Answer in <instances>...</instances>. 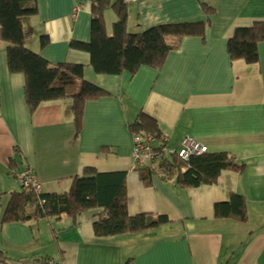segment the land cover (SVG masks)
<instances>
[{
  "label": "crops",
  "instance_id": "obj_1",
  "mask_svg": "<svg viewBox=\"0 0 264 264\" xmlns=\"http://www.w3.org/2000/svg\"><path fill=\"white\" fill-rule=\"evenodd\" d=\"M126 2L131 33L160 23L204 21L202 3L215 13L209 16L205 41L183 37L159 70L141 66L134 74L100 75L90 67L89 55L70 43L89 40L90 3L36 0L37 13L24 21L27 46L50 63L83 64L85 78L109 95L85 103L76 135L69 99L45 101L29 112L23 77L8 71L1 46L0 217L9 194L21 190L17 174L25 166L43 193L67 191L74 176L93 167L125 171L130 215L150 212L170 222L96 236L97 210L76 218L35 219L28 209L24 222H0V250L8 258L0 264H264V42L258 44L255 63L231 60L226 50L235 28L264 21V0ZM140 112L156 120L170 146L192 136L208 152L228 153L243 169L222 170L215 183L187 188L157 168L151 185L144 186L130 155L131 138L140 133L127 127ZM147 135L156 146L154 135ZM234 194L242 198L246 220L216 218L215 203L228 202Z\"/></svg>",
  "mask_w": 264,
  "mask_h": 264
},
{
  "label": "trees",
  "instance_id": "obj_2",
  "mask_svg": "<svg viewBox=\"0 0 264 264\" xmlns=\"http://www.w3.org/2000/svg\"><path fill=\"white\" fill-rule=\"evenodd\" d=\"M89 3L90 38L88 41L72 40L70 43L72 48L89 55L90 67L100 75L134 74L141 66L159 70L168 54L179 48L183 37H199L202 42L205 41L206 30L210 26L209 16L215 13L212 7L202 3L206 15L204 21L160 23L131 33L127 30L126 0H92ZM108 9L116 17L111 23L110 33L104 16ZM36 13V0H0V48L5 46L8 71L23 77L24 99L29 112L33 113L45 101L69 99L78 135L85 103L107 96L109 92L85 78L83 64L66 61L50 63L39 51L27 46L29 31L24 21ZM260 42H264V21H254L250 26L234 29L227 40L226 50L231 60L255 63L258 61ZM46 43L47 38L42 35L40 48H44ZM127 127L131 132L146 137L153 134L158 150L169 145L156 120L144 112H140ZM101 150L106 151L107 148ZM157 168L163 176L175 177L183 187L189 188L213 184L222 170L239 172L243 164L226 152L211 153L207 150L182 159L177 153L168 154L165 150L159 160L138 169L139 179L144 186L151 185L152 173ZM22 172L17 174V179ZM125 174V171L98 172L93 167H85L81 175L72 178L69 189L63 193H43L31 186H21L20 191L9 194L0 222H24L29 217L28 209L33 210L35 219L51 216L76 218L83 211L94 209L97 213L92 230L96 236L142 232L169 223L170 220L164 215L128 213ZM234 200L239 201L238 205H233ZM214 216L245 221L247 215L241 196L234 194L228 202L215 203ZM7 260L0 250V262Z\"/></svg>",
  "mask_w": 264,
  "mask_h": 264
},
{
  "label": "built area",
  "instance_id": "obj_3",
  "mask_svg": "<svg viewBox=\"0 0 264 264\" xmlns=\"http://www.w3.org/2000/svg\"><path fill=\"white\" fill-rule=\"evenodd\" d=\"M88 2L92 0H87ZM77 10V7H76ZM152 137L144 136L141 134H134L131 138V159L135 166L142 167L150 163L153 160H159L162 157L163 151H167L168 154L177 153L182 159H187L191 155L200 154L207 152V147L192 136H186L179 141V146L173 147L168 145L167 148L163 147L158 150L151 143L153 142ZM166 140V138H164ZM19 184L22 186L33 187L36 191L40 190V184L36 177L32 173V169L26 167L21 177L18 179Z\"/></svg>",
  "mask_w": 264,
  "mask_h": 264
},
{
  "label": "rangeland",
  "instance_id": "obj_4",
  "mask_svg": "<svg viewBox=\"0 0 264 264\" xmlns=\"http://www.w3.org/2000/svg\"><path fill=\"white\" fill-rule=\"evenodd\" d=\"M105 22H106V27H107V30H108V33L111 32V23L113 21H115V14L112 10L108 9L106 12H105ZM29 48H31L32 46L29 45L28 46ZM8 202V201H7Z\"/></svg>",
  "mask_w": 264,
  "mask_h": 264
},
{
  "label": "bare ground",
  "instance_id": "obj_5",
  "mask_svg": "<svg viewBox=\"0 0 264 264\" xmlns=\"http://www.w3.org/2000/svg\"><path fill=\"white\" fill-rule=\"evenodd\" d=\"M21 185V184H20ZM22 186V185H21Z\"/></svg>",
  "mask_w": 264,
  "mask_h": 264
}]
</instances>
